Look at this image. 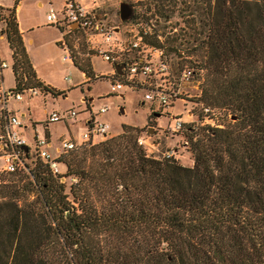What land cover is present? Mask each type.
<instances>
[{
    "label": "trees",
    "instance_id": "16d2710c",
    "mask_svg": "<svg viewBox=\"0 0 264 264\" xmlns=\"http://www.w3.org/2000/svg\"><path fill=\"white\" fill-rule=\"evenodd\" d=\"M195 1L188 50L206 68L197 98L225 113L222 126L184 131L183 165L146 153L121 124L55 157L76 177L67 189L27 152L32 166L0 179V264H264V0ZM0 16L15 86L25 76L63 93L36 78L13 8ZM72 63L92 77L88 57Z\"/></svg>",
    "mask_w": 264,
    "mask_h": 264
},
{
    "label": "rangeland",
    "instance_id": "374dc122",
    "mask_svg": "<svg viewBox=\"0 0 264 264\" xmlns=\"http://www.w3.org/2000/svg\"><path fill=\"white\" fill-rule=\"evenodd\" d=\"M122 1L127 2L131 9H136L143 14L146 13L149 7L151 14L155 16L154 20L151 21V34L147 36V40L151 41V39H154V33L160 35L159 41L170 57L173 69H176L181 62V60L176 58L178 56L173 47H179L183 50L182 53L184 55H190L191 58L189 60L194 59L202 65L200 53L188 50V47L193 45L191 40L193 28L186 20L191 17L196 18V13L192 10V3H196L195 0H78L82 5L88 3L89 6L96 3L98 7H95L94 11L97 13L105 12L110 24H118V4ZM197 1L204 4L202 0ZM50 2L53 8L58 9L61 7L63 0H50ZM159 5L162 6L161 10L153 9H158ZM32 10V17L36 25L24 33L25 36L33 38L32 44L27 43L29 54L37 66L40 78L53 88L62 90L63 93L53 95L50 92H45L31 96L23 94L22 99L18 101L13 99L8 101V109L16 112L20 117L21 123L26 124L19 131L29 143L32 142L33 132H36L38 136H43L44 132L48 130L51 147L47 148L51 155H54L53 146L57 145L60 135L77 137L78 133L83 129L82 119L88 114V109L85 106L87 102V106L89 105L92 110L97 109L100 105H106L107 107L104 112L94 115V118L108 124V133L103 137L96 136L93 143L118 133L121 124H129L135 126L136 133L142 135L150 142L149 149L145 150L147 153L154 156L170 154L183 165L191 164L192 157L188 149L189 139L184 135V131L161 132V128L173 125L172 116H178L184 121L192 117L187 113L188 107L194 105L193 102L189 101L192 99L191 97H188V101L185 104L178 99L161 108L154 105L155 109L149 101L141 102L142 92L140 90L124 86L116 91H111L107 78L104 76V74L111 71V64L96 53L89 57L90 67L93 72L92 77L86 76L84 82L79 85L78 83L76 84L75 81L81 79L82 76L78 67L73 65L70 60L62 59L63 49L56 42L61 35L60 29L44 22L43 9L32 4ZM166 35L167 37H177L173 43H169L165 40ZM75 36L79 38L77 46L79 53L74 54L73 60L86 58L87 55L83 54L84 45L82 38L79 37L78 33ZM75 36L74 34L70 35V41ZM52 38H55V40L52 41ZM169 45H172V49H169ZM0 56L8 62L9 53L3 39H0ZM205 72L206 68L202 65L201 74H195L185 86L189 93L198 94L200 92ZM2 78L5 86L13 84V77L9 67L2 70ZM119 93L122 94L120 95ZM51 108H71L76 111V114L69 118L66 123L53 121L44 125L45 110L48 111ZM30 120L35 121V131H33ZM2 122L3 117L0 115V124ZM183 140L186 141V144H182L184 143ZM33 160L34 155H28L24 164L27 167H31ZM58 167L59 173H61L60 180L65 183V189H67L68 183L75 181L76 177L65 174L63 166L59 165ZM5 173V171L0 170V179Z\"/></svg>",
    "mask_w": 264,
    "mask_h": 264
},
{
    "label": "built area",
    "instance_id": "2783aa9c",
    "mask_svg": "<svg viewBox=\"0 0 264 264\" xmlns=\"http://www.w3.org/2000/svg\"><path fill=\"white\" fill-rule=\"evenodd\" d=\"M95 7H98L96 3L84 6L76 0H63L58 9L48 7L45 22L60 29L61 35L57 44L63 49L62 59L72 62L74 54L79 53L77 48L79 38L75 36L78 33L84 45L83 54L89 58L90 55L96 53L111 64V71L104 74L111 91L124 86L140 90L142 92L141 102L149 101L152 106L157 105L160 108L178 99L185 104L188 97L192 98L189 101L194 105L187 109V113L192 117L184 121L178 116H172L173 125L161 128V132H182L205 125L222 126L225 113L218 108L203 104L197 98L199 93H189L185 88L195 74H201L202 66L194 59L189 60L190 55H184L183 50L179 48L176 51L178 56L176 58L181 62L176 69H173L164 46L155 45L147 40V36L151 34V21L155 16L151 14L149 7L144 14L131 9L129 17L119 19L118 24H110L105 12L97 13L94 11ZM3 23V18L0 16V38L3 37ZM72 34L75 37L70 41L69 37ZM154 36L159 40V34L154 33ZM115 65H118L117 70ZM6 67L10 68L13 76L11 61L7 62L0 56V115L3 117V122L0 124V170L9 172L23 167L26 153L33 150L43 162L47 163L51 172L59 173L60 170L54 161L59 153L80 145L91 144L96 136L103 137L108 133V124L94 118V115L107 109L106 105H100L92 110L85 103L88 114L83 119V129L77 137L60 135L54 155H51L47 148L51 147V142L46 134L38 136L36 132H33L32 142L29 143L16 131L15 127L21 126L22 123L19 115L8 109L7 103L10 99L16 101L22 99L23 94L31 96L45 92L42 85L25 82V76L18 84L19 86H15L14 81L12 85L5 86L2 70ZM75 114L76 111L71 108H52L45 112L44 125L53 121L64 122ZM136 142L144 150H148L151 145L140 134L136 135ZM183 142L182 144H186L185 140Z\"/></svg>",
    "mask_w": 264,
    "mask_h": 264
},
{
    "label": "crops",
    "instance_id": "0c3cea01",
    "mask_svg": "<svg viewBox=\"0 0 264 264\" xmlns=\"http://www.w3.org/2000/svg\"><path fill=\"white\" fill-rule=\"evenodd\" d=\"M76 1H78V0H76ZM50 3H51L50 0H0V7L13 8L14 16H15V19H16V22H17V28H18V30L20 32L22 43H23L26 55L28 57L29 63H30V65H31V67H32V69H33V71L35 73L36 78L38 80H40L43 84L47 85V86H51V85L48 84L46 81L42 80V78H40V76L38 75L37 66H36V64H34L32 58H31V56L29 54V51H28V47L29 46L27 45V43L32 44L33 38L30 37V36H25L24 33L26 31H28L29 29H32V27L34 25H36L34 23V20H33V17H32V15H33L32 14V11H33L32 10V4L36 5L38 8H41V9L44 10V22H45V14H46V11H47L48 7L51 6ZM87 5H88V3L84 4V6H87ZM58 39L56 40V42L58 41ZM53 40H55V38H52V41ZM8 53H9V50H8ZM8 59H9V56H8ZM78 70L80 71V74L82 76V78H81L82 80L79 79V80L75 81V83L76 84L78 83V85H79L80 83L85 81L86 74L83 71H81L80 69H78ZM58 90H60V89H58ZM46 92H48V91H46ZM45 112H46V110H45ZM21 114H23V112H21ZM155 115H157V114L155 113ZM84 118L85 117H83V119ZM83 119H82V123H83ZM67 120H69V119H67ZM67 120H65L64 123H66ZM30 121H31V125H32L33 129H35V121H33V120H30ZM22 126H26V124H22L21 126H18V128L15 127L16 131L20 135H22V134H21V132L19 130L22 129ZM46 130H47V128H46ZM46 136L50 140L48 130L46 131ZM55 146L56 145L53 146V150H55Z\"/></svg>",
    "mask_w": 264,
    "mask_h": 264
},
{
    "label": "water",
    "instance_id": "95a60500",
    "mask_svg": "<svg viewBox=\"0 0 264 264\" xmlns=\"http://www.w3.org/2000/svg\"><path fill=\"white\" fill-rule=\"evenodd\" d=\"M130 13H131L130 5L127 2H124V1L119 2V4H118V16H119V19H121V20L126 19L127 17H129ZM114 67L117 70L118 65H115ZM119 94L121 95L122 93H119ZM120 110H121V107H120Z\"/></svg>",
    "mask_w": 264,
    "mask_h": 264
}]
</instances>
